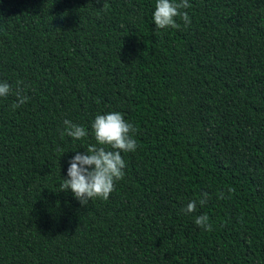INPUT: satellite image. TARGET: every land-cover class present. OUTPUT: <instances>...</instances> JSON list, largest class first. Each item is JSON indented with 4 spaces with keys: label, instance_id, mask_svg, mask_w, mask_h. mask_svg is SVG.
<instances>
[{
    "label": "trees",
    "instance_id": "16d2710c",
    "mask_svg": "<svg viewBox=\"0 0 264 264\" xmlns=\"http://www.w3.org/2000/svg\"><path fill=\"white\" fill-rule=\"evenodd\" d=\"M188 2L157 30L156 0H0V264H264V0ZM113 111L138 147L84 206L59 186Z\"/></svg>",
    "mask_w": 264,
    "mask_h": 264
},
{
    "label": "clouds",
    "instance_id": "9594fccd",
    "mask_svg": "<svg viewBox=\"0 0 264 264\" xmlns=\"http://www.w3.org/2000/svg\"><path fill=\"white\" fill-rule=\"evenodd\" d=\"M188 0H156L153 14L157 30L177 29L180 25L176 18L184 21L185 26L191 24V19L186 11L190 8ZM106 8V5H105ZM12 92L7 82L0 83V97H7ZM17 102L13 103L12 109L25 104L29 97L22 94V89L16 91ZM65 133L74 140H82L88 136V131L70 120H64ZM95 140L98 145L91 144L86 149V154H77L69 162L67 179L60 184V191H68L74 194L75 198L84 206L95 199L108 200L110 194L115 190L116 182L125 176V161L121 153H130L137 150L138 144L134 134L138 131L133 124L125 120L120 112H109L98 114L91 125ZM62 133V136L65 134ZM229 194L234 189L228 190ZM208 193L201 194V198L190 201L182 210L185 214L194 213L197 204L204 206L208 200ZM220 199H225L223 193L219 194ZM230 198V195L229 197ZM195 224L206 231H212L209 217L199 215Z\"/></svg>",
    "mask_w": 264,
    "mask_h": 264
}]
</instances>
